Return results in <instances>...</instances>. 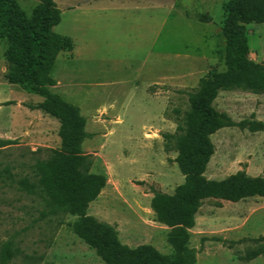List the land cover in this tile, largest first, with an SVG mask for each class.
<instances>
[{
  "label": "rangeland",
  "instance_id": "obj_1",
  "mask_svg": "<svg viewBox=\"0 0 264 264\" xmlns=\"http://www.w3.org/2000/svg\"><path fill=\"white\" fill-rule=\"evenodd\" d=\"M30 14L40 0H17ZM227 0H54L69 36L51 69L52 92L85 118L82 150L90 172L106 176L86 214L109 224L129 247L151 244L171 255V226L151 207L184 181L171 138L188 107V91L209 71L225 69L222 26ZM249 58L264 63V22L246 25ZM0 38V264H104L72 229L77 214L52 211L21 184L32 161L60 147V122L34 107L44 99L5 76ZM214 106L233 123L209 135L213 154L203 175L221 181L241 172L264 180V92L220 91ZM9 171H6V168ZM195 264H264V196L204 199L188 229ZM12 253L6 257L4 244Z\"/></svg>",
  "mask_w": 264,
  "mask_h": 264
},
{
  "label": "trees",
  "instance_id": "obj_2",
  "mask_svg": "<svg viewBox=\"0 0 264 264\" xmlns=\"http://www.w3.org/2000/svg\"><path fill=\"white\" fill-rule=\"evenodd\" d=\"M222 26L225 38L223 71L211 70L188 91V107L179 119L173 143L184 181L170 195L157 193L151 207L158 220L171 226L167 240L173 253L163 254L151 244L129 247L119 241L114 229L87 215L88 203L94 200L106 183L102 173L90 172L91 160L82 150L85 118L73 103L52 92L55 84L50 72L62 50L73 48L72 39L54 31L61 14L54 0H40L28 15L17 0H0V38L7 48V80L31 87L44 99L34 107L55 116L60 122V147L47 157L39 150L30 151L32 161L21 180L33 193L41 194L52 211L70 210L77 214L71 223L73 231L92 247L104 264H195L194 250L189 247L188 229L206 198L238 201L264 196V180L249 178L238 172L221 181L203 175L213 144L209 135L218 128L232 124L230 116L214 106L220 91L242 89L264 92V63L249 58L246 24L264 22V0H227ZM9 171L7 167L5 169ZM3 253H12L9 243ZM263 254L264 246L253 255Z\"/></svg>",
  "mask_w": 264,
  "mask_h": 264
},
{
  "label": "crops",
  "instance_id": "obj_3",
  "mask_svg": "<svg viewBox=\"0 0 264 264\" xmlns=\"http://www.w3.org/2000/svg\"><path fill=\"white\" fill-rule=\"evenodd\" d=\"M1 100V99H0Z\"/></svg>",
  "mask_w": 264,
  "mask_h": 264
}]
</instances>
